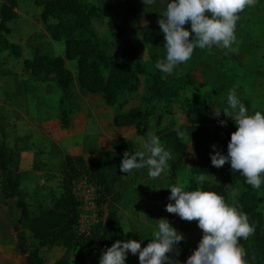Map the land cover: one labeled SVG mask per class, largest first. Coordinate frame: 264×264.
Here are the masks:
<instances>
[{
    "label": "trees",
    "instance_id": "obj_1",
    "mask_svg": "<svg viewBox=\"0 0 264 264\" xmlns=\"http://www.w3.org/2000/svg\"><path fill=\"white\" fill-rule=\"evenodd\" d=\"M41 5L40 19L54 40H62L64 54L51 56L35 51L32 58L23 60V69L32 77L50 76L61 89L59 104L62 106L71 96L74 81L81 89L88 92L99 93L109 106H118L119 111L113 115L112 122L117 127L135 125L143 130L152 114L156 113V125L162 120L161 110H157L158 101H162L166 109L177 96L174 80L167 81L164 73L155 68L158 59L164 57L157 50L149 52L143 59L137 47V42H130L124 46L115 59L102 48L101 39L92 28V21L100 17L104 10L112 8L111 2L97 0V4L86 7L83 0H34ZM125 7L123 16H134L137 21L142 17L130 0H123ZM17 0H3L0 4V51H16L17 44L11 43L6 38L10 33L7 23L16 17L15 8ZM53 19L54 22H51ZM109 37L112 42H120L126 28L124 22H108ZM155 37L152 26H144V43L150 44ZM66 60L76 63L75 74L66 67ZM3 74L13 75L14 71H2ZM186 88L194 80L191 73L178 77ZM143 85L144 92L140 96V106H132L126 110L122 107L127 104L126 93L136 91ZM17 89V88H16ZM11 95L20 91L17 89ZM215 89L213 93L215 94ZM7 94V92H5ZM7 95H10L9 93ZM216 101L215 95H213ZM178 99V98H177ZM187 121L178 125L158 128L155 134L164 143V146L175 154L171 160L170 169L181 165L183 157L188 153V147L183 140L178 138L176 129L185 132L192 143L193 150L197 153V160L191 164V174H209L217 172L219 180L210 182L205 180L203 190L215 191L232 201L238 209L248 215L249 221L255 226V234L249 239L240 240L245 247L247 257L256 262H264V222L262 213L256 204L262 197L256 194L253 187L246 183L245 178L238 172L231 170L230 163L217 168L211 163L212 149L227 154L224 146L229 143L231 128L215 124L209 125L192 119L195 111L204 110L205 104L200 96L185 98L180 104ZM168 110V109H167ZM158 111V112H157ZM264 112V111H261ZM171 114V111H169ZM61 128H68L70 120L66 108L61 109ZM6 129L0 126L1 135L5 138L0 141V199L8 208L13 232L20 245L25 249V255L20 263L10 264H46L45 258L40 254V247L62 246L67 249L77 247V258L80 264H99V258L108 247L117 240H127L120 220V203L123 199L124 188L120 187V164L125 151H137L133 140L119 137L114 143V152H102L95 144H89V150L81 154H64L60 165L62 192L55 196L51 205L39 206L32 211L26 201L25 193L21 190L20 158L21 152L28 148V135L16 136L11 145L6 143ZM184 135V136H185ZM215 145V148H213ZM216 150V151H215ZM92 154L89 158L85 154ZM214 154V153H213ZM79 175H84L96 186L97 202L105 204L107 211L103 220H100L89 231L88 235H80L75 230L78 213V201L71 192V182ZM227 187L226 185H229ZM240 192L232 197L229 195L232 188ZM198 185L194 180L189 183L188 190H195ZM166 203L169 195L161 194ZM24 231L34 241L28 243ZM86 248V253L83 250ZM53 264H70L64 254L56 259ZM135 264V263H131ZM252 264V263H248Z\"/></svg>",
    "mask_w": 264,
    "mask_h": 264
},
{
    "label": "rangeland",
    "instance_id": "obj_2",
    "mask_svg": "<svg viewBox=\"0 0 264 264\" xmlns=\"http://www.w3.org/2000/svg\"><path fill=\"white\" fill-rule=\"evenodd\" d=\"M2 1L3 0H0V4ZM103 1L111 2L112 8L110 10L105 9L100 17L92 21V28L101 39L102 48L117 59L124 46L130 42L138 41L137 47L143 59H146L151 51L149 47L150 44L144 43L142 40L145 26L144 20H147V18L141 17L139 21H137L134 16H127L125 18L122 14L125 7V2L123 0ZM82 4L86 7H90L93 4H97V0H83ZM41 10V5L35 3L34 0H17V6L15 8L16 17L7 23V26L10 28V33L5 36L9 42L17 44L18 48L14 52L10 50L0 51V126L7 128L6 132H12L13 127L16 128V130L20 128L21 131H25L30 130L32 126H38L36 122L44 120L43 113H45L46 110L52 116L57 115L58 119L56 124L55 119H48L50 126L49 132L60 131L63 129L60 127L61 109L66 108L67 117L70 122L73 114H77L76 118L80 125L83 122V117L87 118V116H90L92 121L90 120L89 127L92 132H107L106 137H102V133L96 136H86L84 140L85 149L89 150V144L93 143L100 148L102 152H114L117 132H133L131 133L133 135L131 140H133L138 150H144L143 145L148 139L149 132L155 133L158 128L178 125L187 121L186 115L180 104L185 98H192L194 96H200L202 98L205 109L202 110L201 108V110L195 111L192 115V119L205 122L211 126L215 124L222 125L220 121L224 120L222 119L224 117L214 116L215 109L211 104L215 101L214 97H212L214 93L211 89L204 90V88L198 86L190 87L193 84L185 89L183 81L178 79L181 75L177 76L173 73L170 75H173V85L174 88L177 89V96L169 104L168 110L162 105L163 102L161 100L158 101L157 110H161L163 117L158 126L155 122L156 113L150 116L151 118L148 119L143 130L135 125L123 129L115 126L112 122V118L113 115L119 111L118 106L107 105L99 93L88 92L81 89L76 81H74L72 85L70 98L61 106L59 104L61 89L52 77L43 75L34 78L23 69V60L32 58L36 50L51 56H63L64 54L63 41L54 40L50 37L40 19ZM240 16L241 19L238 21L236 28L237 43L233 45V50L228 51L214 47L210 59L213 64L216 65V68L226 69L229 67L226 66V64L231 65L232 63V55H236L237 57L239 56L238 63H241V65L243 64L245 69L251 68L252 72L264 73V0H259L256 7L246 9ZM50 21L54 22L53 19H50ZM110 21L125 23L126 30L120 42H112L109 37L108 22ZM215 65L212 67V75L215 74ZM66 67L75 74L76 63L74 60H66ZM2 71H14L15 74L11 75L8 73L5 75ZM242 72L243 71H241V73ZM240 80H244V75L240 77ZM16 88L20 90L17 94L11 95L13 91L10 95H7L8 92ZM5 92H7V94ZM143 92V85H141L138 90L126 93L125 96L128 102L122 109L126 110L132 106H140V96ZM12 98L18 102L15 103L17 105V111L14 114H11V110L9 109V107H14L13 104L15 101H13ZM169 111H171V114ZM18 125L20 127H18ZM226 126H230L232 132L236 131L237 126L231 118L227 119ZM36 129L38 128L36 127ZM66 129L72 130V132L75 130L71 123ZM86 129L82 128L79 132H86ZM39 130L41 131L42 127ZM232 132H230V138ZM3 138L0 132V141ZM14 139V136H9V139L7 137L5 141L7 144L11 145ZM183 139L188 147V153L183 157L181 165L175 168V171L170 169L169 163L175 158V154L172 153L169 148L165 147L164 143L161 141L165 149L171 152L173 159L168 161L169 168L159 178L151 179L148 176V169L145 167L140 170H134L131 174L122 173L120 171L122 179L117 184H120V187L125 189L123 195V201L125 203L121 201L119 215L127 240L135 239L141 242L142 247L146 246L152 239V232L157 229L158 220L166 218L171 225L184 236V239L177 245L179 254L177 255L175 252L169 254L177 264H180V260L182 264H186L187 260L184 261L182 259H184L186 255H189V253L191 254L198 247L199 241L203 236L202 230L198 227V222H187L176 214L168 213L166 211V205L168 203L161 197L162 193L170 196V188L166 187L175 185L178 182H185L189 186L190 181L194 180L198 185V181L196 180L197 175L191 174L190 171L191 164L197 160V153L192 148L195 155H191L189 153L191 151V142L188 136L185 135ZM27 143L29 145V139ZM222 146L227 150L228 144L224 146V143H221L220 147L222 148ZM47 148V153L41 150L40 155L33 161V166L35 168L39 167V165L43 166L41 169L42 172L40 170L39 177L36 178V180L38 179L40 181L39 187L42 186V188H35V190L31 191L29 194H26V201L33 212L36 211L39 206L45 207L51 205L54 197L62 192L60 165L63 157L59 155V150L55 148L53 144L48 145ZM89 153L90 152L87 151L85 154L86 158L90 159L92 154H94L95 158L98 157L96 153ZM213 153L214 150L212 149L210 154ZM205 176L207 177L206 180L210 182H217L219 180L217 172L209 173ZM80 180L86 181L87 185L93 186L96 189V186L92 184L86 176L79 175L71 182V192L73 184ZM47 181H49L48 185L43 187ZM241 188L242 186L239 185L236 194L240 192ZM253 190L262 197V201L255 206L262 213L264 222V184L261 185L260 189L257 190L253 188ZM229 203L233 202L230 201ZM95 206L96 212L93 214L94 218L91 220V223L86 221L88 231L91 230L94 224L103 220L105 212L107 211L105 204H98L97 198ZM24 235L29 238V233L24 232ZM85 253L86 248L83 250V254ZM40 254L45 258L46 264H53L56 259L64 254L68 258L70 264H80L76 255L77 247L67 249L62 246H41ZM130 260V257H127L126 264H128ZM247 260L248 263L256 264V262L249 257H247ZM258 264H264V262Z\"/></svg>",
    "mask_w": 264,
    "mask_h": 264
},
{
    "label": "clouds",
    "instance_id": "obj_3",
    "mask_svg": "<svg viewBox=\"0 0 264 264\" xmlns=\"http://www.w3.org/2000/svg\"><path fill=\"white\" fill-rule=\"evenodd\" d=\"M142 2L147 9L154 6L157 0ZM258 3L259 0H169L164 9L157 11L166 55L156 61L155 68L170 75L179 65L189 62L196 49L211 50L216 47L232 51L237 43L236 28L240 14ZM189 23L190 29L186 27ZM222 111L237 127L231 133L227 154L214 152L211 163L217 168L230 163L233 172L240 173L247 184L258 190L264 184V112L250 113L238 96L236 87L228 92L227 107ZM220 114L221 110L215 111L214 116L219 117ZM220 123L226 126L227 120ZM176 132L183 140L185 132L180 129ZM143 149L131 153L125 151L120 171L131 174L146 167L151 179L159 178L169 168L168 161L173 159L171 152L165 149L153 132L148 133ZM189 153L195 155L192 143ZM206 179L204 174H199L195 190H188L185 182L166 187L170 188L169 201H175L166 205V211L184 221L198 222L203 233L186 264H248L247 251L240 240L254 235L255 226L245 212L234 203H229L223 195L203 190ZM226 186L230 187V184ZM236 192L232 188L229 195L235 197ZM151 238L144 247L135 239L117 240L102 253L99 264H126L129 252L138 254L139 264H177L169 254H179L177 245L184 239L183 234L166 218H161Z\"/></svg>",
    "mask_w": 264,
    "mask_h": 264
},
{
    "label": "crops",
    "instance_id": "obj_4",
    "mask_svg": "<svg viewBox=\"0 0 264 264\" xmlns=\"http://www.w3.org/2000/svg\"><path fill=\"white\" fill-rule=\"evenodd\" d=\"M130 1L133 2L134 6L138 10H140L142 17L147 18V20H144L145 25L150 24L152 26V31L155 39L152 43H150L149 47L151 51L157 50L160 55L165 57L166 50L163 47L164 34L159 30V24L157 22L159 18V13L157 11L164 9L169 0H157V3L154 6H151L147 9L142 0ZM186 27L190 29V23L187 24ZM213 48L211 50L196 49L194 51L192 59L189 62L181 64L177 68H175L173 74L179 76L185 73H191L194 82L192 83L193 85H189L190 87L198 86L204 88V90L211 89L212 92V89H215L216 92L214 95L217 99L211 105H213L215 111L221 110V115L219 117H224L222 118L224 120L230 119L224 115L222 109L227 107L228 92L234 87L237 88L238 96L248 108L250 113L255 111H264V73L252 72L251 68L245 69L243 64L241 65V63H238L239 56L237 57L236 55H232L231 65L226 64V66H229L228 68H216V65L213 64L210 59L213 53ZM214 65L216 70L215 74L212 75V67H214ZM241 71L243 72L241 73ZM243 75L244 80H240V77ZM164 77L167 81L173 80V75L169 76L165 74ZM13 91L15 90L12 89L11 92L8 93L11 94ZM12 100L15 101L13 104L14 107H9V109L11 110V114H14L17 111V105L15 103L18 102H16L14 98H12ZM43 114L44 120L36 122V124L38 125L36 127L38 129L32 126L30 130L21 131L20 128V130H16V128L13 127L12 132H6V138L8 137V139L9 136L16 137L28 135L30 137L28 148L21 152L20 158V173L22 175L20 187L21 190L25 193V196L26 194H29L31 191L35 190V188H42V186L39 187L40 181L38 179L36 180V178L39 177L38 175L43 166L39 165V167L36 168L33 166V161L36 157L40 155L41 150H43L44 153H47V146L53 144L54 147L59 150V155H61L62 157H64V154H81L86 136H96L97 134L101 133L103 134L102 137H106L107 135V132H92L90 130V116H87V118L83 117L82 124H78L79 121L76 118L77 114H73V117L70 122L76 130H74L75 132H72V130L70 131L68 129H61L57 132H49L50 126L48 119H55L56 124L58 120L57 115L52 116L47 112V110ZM22 116L25 118L23 114ZM18 127L20 126L18 125ZM41 127L42 130L40 131L39 129ZM126 127L128 126H123L121 128L123 129ZM82 128H85L87 131L79 132V130ZM131 133L133 132H117V136L115 138L117 139L119 137H127L131 139L133 137ZM48 182L49 181L45 182L46 184L43 185V187L48 185ZM123 200L124 197L122 199V202H124ZM24 237L26 238L28 243L34 242L30 237L28 238L25 235ZM22 248L23 247L20 245L15 233L13 232L8 208L3 204L0 199V264L20 263L24 256L22 254ZM189 255L191 254L189 253ZM189 255H186V257L182 260H187ZM127 257H130L131 259L128 264H139L138 254L133 255L131 254V252H129ZM180 264H182L181 260Z\"/></svg>",
    "mask_w": 264,
    "mask_h": 264
},
{
    "label": "built area",
    "instance_id": "obj_5",
    "mask_svg": "<svg viewBox=\"0 0 264 264\" xmlns=\"http://www.w3.org/2000/svg\"><path fill=\"white\" fill-rule=\"evenodd\" d=\"M72 195L78 201V219L75 230L80 235H88L86 221L91 223L94 218L93 214L96 212V189L87 185L86 181L80 180L73 184Z\"/></svg>",
    "mask_w": 264,
    "mask_h": 264
},
{
    "label": "water",
    "instance_id": "obj_6",
    "mask_svg": "<svg viewBox=\"0 0 264 264\" xmlns=\"http://www.w3.org/2000/svg\"><path fill=\"white\" fill-rule=\"evenodd\" d=\"M22 250H23L22 254L25 255V250L23 248H22Z\"/></svg>",
    "mask_w": 264,
    "mask_h": 264
}]
</instances>
